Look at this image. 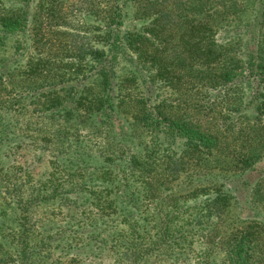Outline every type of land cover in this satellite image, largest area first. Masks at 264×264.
<instances>
[{
	"label": "trees",
	"instance_id": "obj_1",
	"mask_svg": "<svg viewBox=\"0 0 264 264\" xmlns=\"http://www.w3.org/2000/svg\"><path fill=\"white\" fill-rule=\"evenodd\" d=\"M221 1L217 7L218 0H89L92 5L80 9L83 29L67 20L64 0H0V151L7 152L2 148L5 145L10 155H15L23 147L12 142L17 137L27 138L39 148H46L47 139L58 140L62 142L58 153L64 154L65 146L74 147L78 169L84 158L79 136L103 135L111 142V152L99 155L108 169L95 171L91 182L85 179L87 188L82 184L77 188L86 193L78 196L70 193L79 179L59 182L63 175L51 171L36 184L29 167L21 166L30 181L12 180L22 227L15 237L21 247H13L16 257L10 255L13 262L9 264L16 260L38 263L33 246L45 238L39 242L33 238L45 230H39V224L34 227L39 218L33 213L56 183L67 193L65 213L71 223L73 206L89 193L88 199L98 205L118 187L144 203L156 196L151 186L157 180L163 184L157 185L161 191L171 190L166 196L180 198L173 184L168 187L166 183L197 166L219 169L228 188L225 183L212 185L200 203L208 214L203 215L205 219L202 215L192 219V232L185 235L190 236L188 244L182 243V233L171 239L169 246L177 258L197 238L208 235L207 231L219 232L216 223L220 216L226 217L231 206L241 200L231 191H240L238 181H243L241 186L248 191V202L264 208V169L257 167L264 158V18L248 22L243 17L252 5H257L258 15L264 17V0ZM132 6L131 18L139 22L127 25L126 15ZM89 19L95 21L90 28L84 21ZM249 26L251 35L246 40L236 33L232 39L221 35L227 27L242 30ZM239 81L246 87L258 83L257 95L243 99L238 92H230ZM189 104L205 115H218V107L231 112L220 122L214 116L204 122L193 115L199 113H192V108H184ZM52 117L60 124L57 128ZM125 124L131 131L120 134V140L118 134ZM83 131L85 135H81ZM64 137L68 142L62 141ZM125 140L132 152L115 153L112 146L121 149ZM123 158L124 166L116 161ZM53 162L66 171L74 167L62 159ZM107 162H117L116 167L109 168ZM99 177L104 181L95 182ZM105 182L110 183L106 192L101 187ZM179 200L176 206H188ZM75 210L80 212L78 207ZM107 216L120 232L128 230L122 226L126 219L134 223L127 235L132 238L126 239L124 232L118 243L122 262L131 264L134 255L144 258L142 264H154V253L142 254L138 234L148 236L145 247L151 251L158 236L152 232L157 223L151 220L158 217L136 218L133 212ZM27 220H31L33 231L27 230ZM242 222L220 233L211 249L204 248L207 255L201 264H264V223L255 218ZM114 239L116 245L117 235ZM4 240L0 232V257L6 252Z\"/></svg>",
	"mask_w": 264,
	"mask_h": 264
},
{
	"label": "rangeland",
	"instance_id": "obj_2",
	"mask_svg": "<svg viewBox=\"0 0 264 264\" xmlns=\"http://www.w3.org/2000/svg\"><path fill=\"white\" fill-rule=\"evenodd\" d=\"M87 3L89 6L92 5L89 3V0H64L63 3V12L68 15L67 20L70 23L75 24V26H79L83 29L84 27L82 24L84 23V18L80 9L86 8L85 5H87ZM101 4L103 5L104 2ZM221 4L222 1L218 0L215 5L219 7ZM252 6H254V8H252ZM252 6L249 7L247 14L243 17L248 22L262 21L264 17L261 14L258 15L259 12L257 9L259 7L257 5ZM255 6L258 8H255ZM134 10V6L128 8V14L126 15L127 25L139 22L138 19L131 18ZM84 21L86 23H90V25L88 24V28H90L95 22H93V19ZM248 29L250 30V26L248 28L244 27L242 30H234L227 27L223 29L221 35L225 39H232V36L236 33L241 35L242 38L246 40L251 35V32L248 31ZM257 84L258 83L254 81L246 87L243 82L239 81L238 86L235 88L233 87L230 92H238L239 95H242L243 99H249L257 95ZM260 90L262 91V89ZM209 94L210 92L208 95ZM208 98L209 97H207V99ZM184 108L191 110L192 104H189ZM218 110H220L218 115L211 114L210 112H208L210 113L209 115H205V112H200L193 107L192 113H199L193 115L198 118L200 117L201 119H205L204 122L212 119L213 116L214 119H218L220 122L227 118L231 112L230 110H226L225 107H218ZM250 111L251 109H249V112ZM80 113L83 116L82 111ZM51 120L55 128L60 125L58 120L54 117H52ZM33 126L37 127L36 124ZM79 126L85 127L86 125L80 124ZM124 127L125 130L118 134V139L120 140H122L120 136L122 133L124 134V131H131L127 124H125ZM116 130L119 131V128ZM85 133L86 132L83 131L81 135H85ZM143 133L145 134V132ZM144 137L146 136L144 135ZM21 138L22 137H17L16 140L13 139L12 141L14 143L23 144L22 149H20L15 155H10V152H8L5 145L2 146V148L6 149L7 152L0 151V232L2 237L5 239L4 241H7L4 247V251L6 252L3 254L4 257L3 255L0 257V264H9L10 262H13L12 259L8 258L10 255L16 257V254L13 252V247H21V244H19L20 239L15 238L19 233L18 229H21L20 227H22V225L19 224L22 220L18 217L21 207L16 203V197L12 196L15 194V191L12 188L14 185L12 184V180L14 181L16 178L17 182L21 181L22 183L30 181V177L27 176L23 170H21V166L29 167V170L34 175V182L36 184L42 183L51 171H56L58 174L61 173L63 175L59 182L79 179L80 181H78L75 188H73V192L70 193L73 196H78L79 193H86L84 189L77 188L80 187V184H82L84 188H87L84 183L85 179L90 181L91 177H96L94 173L95 171L108 169V167H105L104 157L99 156L100 152H111V142H109L110 140L108 141L105 139L103 135L97 137L93 134L79 136L78 139H83L80 153L84 155V158L80 163H78L81 166L76 169L77 155H75L73 151V146H65L66 152L61 154L58 153L62 149V147L59 146L60 143L62 144L61 141L55 140L54 142L53 139H47L48 144H46V148H39L37 146H33L29 139L22 138V141ZM67 138L68 137L62 138V141L68 142ZM125 141L124 143L126 144H123L121 149L118 145L112 146V149L116 151L115 153L123 154L124 151L132 152V146L128 144L129 142L127 140ZM56 159H62L63 162L74 167L66 171L65 169H62L57 162L50 163V161H55ZM118 160L119 159L116 161L118 163H123V166L127 164L125 158L120 161ZM117 162H107V165H109V168H114L116 167ZM19 163L20 165H18ZM257 167L258 170L264 169V158L257 162ZM121 173H123V171ZM100 181L103 182V178H96L95 182ZM227 182V179L223 178V174L219 171V169L212 171L204 166H197L195 170H189L184 177L174 179L171 183H166V186L168 187L173 184V188L175 190L174 192L178 190L177 195H180V198L166 196L169 192H171V190H166V192L161 191L157 185L163 187V184L157 182V180H153V184L151 186V191L155 192L156 196H152L151 201L148 200V202L144 203L138 202L137 199H132L125 193V191H123L122 188L118 189V187L112 191L110 198L108 197L106 201L99 202L98 205H96V203L93 204L91 197L88 199L89 193L86 197L81 198V201L78 202V206H73L75 217H73L71 223H67L68 217L70 216L65 213L69 207L65 204V197H67V193H63L62 188L58 186L59 183H56L54 186L55 190L50 192L48 199L39 200L41 205L35 206V212L33 213L34 216L39 218L36 223H34V227L39 224V230H45L44 233H39L38 235L36 234L33 238V241L35 242L37 240L39 242L41 238H45L44 241L38 244L36 243L33 246L39 255V258L36 259L35 262H38L37 264H124L118 257V250L121 249V245L118 243L120 241L121 234L124 232H126V239L132 238V234L129 236L127 235L128 230H131L130 228H132L134 223H132L130 219H126L127 222L122 226L128 228V230L120 232V228L118 226L113 225L111 221H108L109 216L107 215L109 213L115 214L117 212L120 214L133 212L136 218L143 219L146 215L151 214L158 217L157 219L151 220V223H157V227L153 228L152 232L158 233L156 243L153 244L151 251H148L145 247V240L149 241L148 236L145 235V239L144 235L140 236V234L137 233L140 237L139 248H141L142 254L145 255L150 252L154 253L151 258L154 264H201L207 255L206 252H203L204 248L209 247V249H211L210 247L214 246L216 239H220V233H226L230 225L235 223L243 224L244 222H242V220L248 218H255L264 223V208H262V206L256 207L253 201L248 202V191L242 188L241 185L243 181H238L237 186L240 188V191H235L234 189L231 191L233 193H237L241 197V200L238 203L235 202L231 206L230 212L226 213V217L225 215L220 216L222 219L216 223L219 232L207 231L208 235L197 238L192 246L190 245V247H187L185 251L183 249V255L181 254L178 258L175 257L171 247L169 246L171 239H174L175 236H180V233H182V243L188 244L190 236L185 238V235H187V233L191 234L192 232L191 227L194 223L192 219L201 215L202 219H205L203 215L208 214L206 209L203 210L201 208V201L207 192L214 187L212 185L217 186L221 183H225L224 187L228 188ZM235 185L236 184L233 186ZM109 186L110 183L105 182V184L101 187L103 191L106 192L109 189ZM154 187H157V189ZM193 188H197L194 194L183 196ZM52 189L53 187H50L49 191ZM79 189L81 191H79ZM107 193L109 194V192ZM178 199H180L179 201L185 200L188 203V206H176ZM77 207L78 210H80L78 213L76 212L77 210H75ZM94 217H96V219ZM223 217H225V219ZM26 225L27 230L31 229L33 231L31 220H27ZM77 229L79 231H77ZM131 232L135 233L136 231ZM204 232L206 233V231ZM115 235H117L119 239L116 245V240L114 239ZM218 249L222 251L223 247H218ZM11 251L14 254H11ZM131 259V264H142L144 262V258L141 259L140 257H136L134 255L131 256ZM14 264H21V262L16 260Z\"/></svg>",
	"mask_w": 264,
	"mask_h": 264
}]
</instances>
